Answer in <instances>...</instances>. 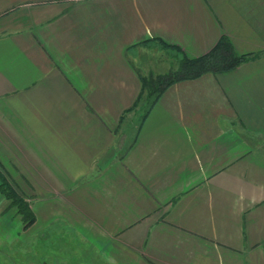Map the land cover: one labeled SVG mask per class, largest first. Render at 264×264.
<instances>
[{
    "label": "crops",
    "instance_id": "1",
    "mask_svg": "<svg viewBox=\"0 0 264 264\" xmlns=\"http://www.w3.org/2000/svg\"><path fill=\"white\" fill-rule=\"evenodd\" d=\"M220 37L251 56L124 116L153 47ZM3 167L99 264H264V0H0Z\"/></svg>",
    "mask_w": 264,
    "mask_h": 264
},
{
    "label": "rangeland",
    "instance_id": "2",
    "mask_svg": "<svg viewBox=\"0 0 264 264\" xmlns=\"http://www.w3.org/2000/svg\"><path fill=\"white\" fill-rule=\"evenodd\" d=\"M168 52L162 53L159 47H153L149 60L156 61V74L166 73L176 66L177 59L174 60ZM148 73L151 72L143 70L142 75ZM144 100L143 95L137 106L124 113V116L134 123L138 122L146 106ZM0 169L7 172L4 167ZM12 185L19 191V186L17 188L15 184ZM28 197L30 199V196ZM1 198L0 264H99L96 258L93 259L94 262L92 260L94 249L89 247V240L83 237L84 233L73 231L61 221L43 228L39 223L38 204L35 201L31 202V208L37 218L36 223L23 231L19 216L15 215L14 209L7 207V202Z\"/></svg>",
    "mask_w": 264,
    "mask_h": 264
},
{
    "label": "trees",
    "instance_id": "3",
    "mask_svg": "<svg viewBox=\"0 0 264 264\" xmlns=\"http://www.w3.org/2000/svg\"><path fill=\"white\" fill-rule=\"evenodd\" d=\"M161 47L169 46L161 40H157ZM251 54H237L229 41L220 37L203 54L187 57L183 54L177 58L176 66L163 74H139L140 90L135 101L129 108L123 111L127 113L137 106L144 95L145 109L141 113L138 122H141L156 102L159 95L172 83L199 77L205 73H222L234 69L240 63L246 61ZM122 117V114L121 116ZM139 124V123H138ZM0 196L7 202V207L14 209V214L19 216L21 229L25 230L35 221V217L29 207L28 201L11 183L7 182L0 169Z\"/></svg>",
    "mask_w": 264,
    "mask_h": 264
}]
</instances>
